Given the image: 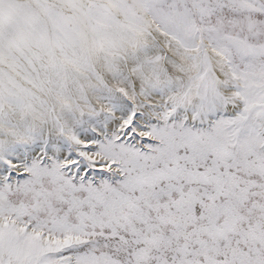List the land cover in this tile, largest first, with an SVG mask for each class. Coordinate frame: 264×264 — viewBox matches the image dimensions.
<instances>
[{"label": "snow or ice", "instance_id": "obj_1", "mask_svg": "<svg viewBox=\"0 0 264 264\" xmlns=\"http://www.w3.org/2000/svg\"><path fill=\"white\" fill-rule=\"evenodd\" d=\"M0 264H264V0H0Z\"/></svg>", "mask_w": 264, "mask_h": 264}]
</instances>
